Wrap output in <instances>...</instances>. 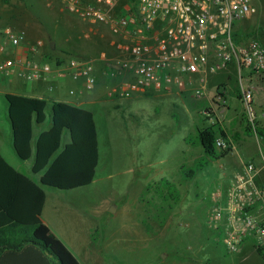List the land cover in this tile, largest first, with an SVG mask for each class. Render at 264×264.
<instances>
[{
	"label": "rangeland",
	"instance_id": "374dc122",
	"mask_svg": "<svg viewBox=\"0 0 264 264\" xmlns=\"http://www.w3.org/2000/svg\"><path fill=\"white\" fill-rule=\"evenodd\" d=\"M255 5L257 13L242 22L237 31L241 34L258 32L264 43V0H255ZM7 27L23 35L21 49L41 41L39 56L45 61L65 63L75 58L94 63L97 84L91 90L82 89V79L68 78L67 89L62 93V98L67 100L77 97L69 94L70 89L89 95L93 102L88 109L93 112L100 135L99 163L93 182L69 194L62 192L63 204L71 205L80 216L84 211L88 225H100L98 235L102 240L96 247L102 254L93 264H240V259L250 254L252 259L243 264H264L250 243L244 244L241 254H227L222 235H217L208 223L210 198L219 190L212 178V172L218 170H213L212 165L222 166L228 160L252 163L255 168L264 164V139L254 132H246L248 119L234 96L231 103L239 110L231 105L228 113L220 112V119L231 125L237 122L243 125L237 132L236 150L197 168L202 159L207 161L208 158L195 143L196 129L217 122L208 109L209 101L214 98L195 97L198 83L184 82L183 91L172 85L170 92L134 95L130 99L107 95L128 79L124 74H108L107 62L102 58L112 59L118 55L115 47L118 39L112 37L105 26L68 11L61 0H0V32ZM223 79L220 75L214 85ZM234 85L235 74L230 87L234 89ZM13 88V92H21L22 86L14 82ZM4 94L0 87L2 152L18 172L38 183L40 175L32 174V161L21 162L13 151ZM213 94L214 87L210 91V95ZM203 111L207 114L204 116L213 119L204 118ZM45 114L46 121L41 127L47 128L50 104ZM259 124L257 121L256 126L260 127ZM187 126L192 128L189 130ZM233 128L231 134L235 133ZM39 129L35 126L34 135ZM185 138L192 150L181 155ZM68 139L67 132H63L61 146ZM187 169L194 171L190 179L183 175ZM219 170L220 174L224 173V169ZM161 179L176 186L177 201H165L158 195L155 185Z\"/></svg>",
	"mask_w": 264,
	"mask_h": 264
},
{
	"label": "built area",
	"instance_id": "2783aa9c",
	"mask_svg": "<svg viewBox=\"0 0 264 264\" xmlns=\"http://www.w3.org/2000/svg\"><path fill=\"white\" fill-rule=\"evenodd\" d=\"M68 11L91 23L105 26L118 39V55L107 62L108 74H124L128 79L109 95L130 99L134 95L170 92L172 85L181 91L185 83L199 86L195 97L200 99L206 79L234 69L239 101L248 123L256 126L264 111L257 113L253 79L264 80V44L255 36H246L243 43L235 33L236 25L257 13L255 0H61ZM24 37L7 27L0 32V76L15 72L17 78L32 82L52 73L48 62L33 63L28 70L15 66L21 61L17 54ZM43 46L36 41L26 48L36 52ZM11 56H5L7 54ZM5 57V58H3ZM57 73L73 81L82 79V89L96 84L93 61L69 58L54 65ZM184 80V81H183ZM72 94V93H71ZM219 151L236 150L230 139L218 137ZM243 173L232 178L224 199L221 190L211 198L209 226L222 235L227 254L236 253L246 242L254 251L264 250V218L254 211L264 209V186L255 184L257 168L243 164Z\"/></svg>",
	"mask_w": 264,
	"mask_h": 264
},
{
	"label": "trees",
	"instance_id": "16d2710c",
	"mask_svg": "<svg viewBox=\"0 0 264 264\" xmlns=\"http://www.w3.org/2000/svg\"><path fill=\"white\" fill-rule=\"evenodd\" d=\"M252 35L262 43L258 32L246 36ZM237 97H240L239 94ZM4 99L13 151L21 162L31 160L32 174H39L40 177L36 183L16 171L0 154V254L6 250L19 251L26 245H33L57 264H80L41 220L46 199L43 188L68 192L91 185L99 163L94 115L83 108L43 98L7 93ZM49 104L50 124L35 136L34 128H40L46 121L45 110ZM247 126V133L254 132L264 139V128L252 127L250 123ZM63 132H67L69 141L61 146ZM218 137L230 138L235 144L239 140L238 133L231 134L218 122L198 130L195 143L208 160L202 159L197 168H203L209 162L230 153L216 148L215 139ZM188 141L185 138V143L190 145ZM183 175L190 179L194 171L184 170ZM155 188L165 201L179 199L176 186L167 179H161ZM255 252L264 261V250L258 249Z\"/></svg>",
	"mask_w": 264,
	"mask_h": 264
},
{
	"label": "crops",
	"instance_id": "0c3cea01",
	"mask_svg": "<svg viewBox=\"0 0 264 264\" xmlns=\"http://www.w3.org/2000/svg\"><path fill=\"white\" fill-rule=\"evenodd\" d=\"M240 24H242V22L236 25L235 33L239 37V40H241V43H243V40H245L244 36L248 34L247 33L241 34L237 31V28ZM39 52H40V48L33 53L29 52L25 48L20 49L17 54V57L21 61V63L16 64L15 71L19 69L28 70L31 68V65L33 63L42 64L48 62L51 66H53V70L52 73L48 75L46 80L39 79L32 82H28L17 78L15 72H13L12 74L7 76H0V87L2 88V91L5 94L11 93L29 98H38V99L43 98L55 102L66 103L83 108L91 112V110L88 109V107H90L93 101L90 99L89 95L84 96L82 90H78L75 93L73 90L71 89L69 90L70 95H74V94L77 95V97L74 98L73 100L71 99L67 100L62 98L63 97L62 93L64 90L67 89L68 80L70 79H68V77L59 75L57 73V70L54 68V65L60 66L63 63H58L56 61H45L41 56H39ZM5 56H11V54L8 53ZM94 73H96L95 70ZM233 74H234V69L233 67H231L229 71L218 73L215 75H209L206 79L202 97H204L205 100H208L210 96L214 98V100L212 99L211 101H209L210 105L208 107V109L211 110L212 113H214L213 118H216L217 122L222 124L229 131L231 130V127L233 128L234 126L233 128L234 132L237 133L240 132V129L243 126L242 124L237 122V124L231 125L230 123L223 122L220 119L221 116L220 112L227 111L228 113L231 105L236 108V111L239 110L236 105L231 103V99L233 98V96L236 98L237 102L240 103L239 97H237L238 95L237 83L236 86L234 85V89L230 87ZM220 75L224 76L223 81L214 85V83L218 80V77ZM192 79H193V83H198L197 77L194 76ZM14 82L15 83L18 82L21 84L22 86L21 92H13V89H15L13 88ZM253 82H254L253 105L256 112L261 113V111H264V80L254 78ZM99 85L102 87L101 83H99ZM213 87H214V94L210 95V91ZM109 94L110 91H108L107 95ZM95 100L94 102H96ZM91 113L93 114V112ZM205 114L206 113L203 111V116ZM204 118L207 119L208 116H204ZM213 118L210 117L208 118V120L211 121ZM258 122L260 123L259 124L260 127L264 128V118H258ZM40 128L41 129L37 130L35 136L40 131L47 129L48 127L47 128L40 127ZM187 128L190 130V128L192 127L187 126ZM198 130H202V129H196V133ZM97 133L98 136H100L98 129H97ZM165 138L168 139V136ZM167 141L168 140H165V142ZM65 144L66 143H64V145ZM235 145L237 146V143ZM191 150H192V146L186 144L185 148L182 149L181 153L179 154L184 155L190 152ZM2 151H3V144L0 142V154L5 159V161L16 170L17 168H15L12 161L8 160L9 158H7L5 153H3ZM243 164L244 162L228 160L225 162L224 165L222 164V166L220 164L217 167H214L212 165L213 170L214 169L218 170L212 172V176H213L212 178L214 182H217L216 187H218V189L221 190L222 192V196H221L222 200H225L224 199L225 191L227 190L232 178L235 177L236 175H240L243 173L244 170ZM220 168L224 169V173L220 174V170H219ZM262 180H264V164L258 165L254 178L255 184L258 186H264V182H262ZM74 191L75 190L68 191L66 193L69 194L70 192H74ZM45 193H46V199L41 213L42 222L47 227H49L50 230L55 234V236L65 244V246L73 253V255L76 257V259L80 264H93V262L101 258L102 251L98 249V247H96V245L98 246V243H100L102 240V237L100 238V236L98 235L101 231L100 225L98 224L88 225L86 222L87 220L84 218V213H85L84 211L82 212L83 215L80 216L79 214H77L75 209L74 210L72 209L71 205L63 204L64 199L62 198L63 193L61 191L52 190L50 192H45ZM254 215L258 219L264 218V209L260 211L259 210L254 211ZM247 243L248 242L244 244ZM244 244L239 248L236 254L237 253L241 254L243 252ZM250 259H252L251 254L246 255L244 258L240 259L239 262L240 264L241 263L243 264L249 261ZM0 264H57V263L52 261V259L38 247L33 245H26L19 251L6 250L2 252L0 254Z\"/></svg>",
	"mask_w": 264,
	"mask_h": 264
},
{
	"label": "water",
	"instance_id": "95a60500",
	"mask_svg": "<svg viewBox=\"0 0 264 264\" xmlns=\"http://www.w3.org/2000/svg\"><path fill=\"white\" fill-rule=\"evenodd\" d=\"M54 48V45H53V43H51V49H53ZM8 122H9V120H8ZM9 125H10V122H9Z\"/></svg>",
	"mask_w": 264,
	"mask_h": 264
}]
</instances>
